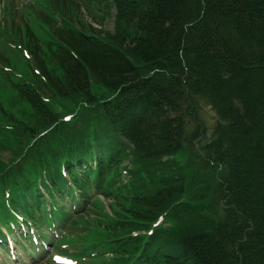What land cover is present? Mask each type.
Here are the masks:
<instances>
[{
	"label": "trees",
	"instance_id": "16d2710c",
	"mask_svg": "<svg viewBox=\"0 0 264 264\" xmlns=\"http://www.w3.org/2000/svg\"><path fill=\"white\" fill-rule=\"evenodd\" d=\"M37 1L45 41L20 39L15 2L0 20V207L41 225L45 191L92 264H264V0ZM79 5L97 25L114 9V30ZM95 191L110 212L66 208Z\"/></svg>",
	"mask_w": 264,
	"mask_h": 264
},
{
	"label": "rangeland",
	"instance_id": "374dc122",
	"mask_svg": "<svg viewBox=\"0 0 264 264\" xmlns=\"http://www.w3.org/2000/svg\"><path fill=\"white\" fill-rule=\"evenodd\" d=\"M49 1H52V0H49ZM14 2H15V5H16V7L14 9V12L21 10V4L24 2V0H14ZM6 4H7V0H0V17L1 18L4 16V8L6 7ZM79 7L81 8V17L87 23H91L92 25H94L96 27H98V25L102 26L103 28H105V30H111V31L114 30V23H115L114 14L116 13L114 9L111 11L113 13L111 16L107 15L104 19H99L101 24L97 25L95 22H93V20H92L93 16H92V14L89 13V11L87 9V6L79 5ZM11 11L12 10L9 9V20H8V23H11L10 22ZM38 13H39V11L37 9V15L33 12L30 16L29 15H21V14H17V15L14 16L16 25H13L12 23H11V25H12L13 29L15 31H17V33L19 34L20 39L26 40V36H31L32 34H35L36 36H38V38L42 42L47 39L48 35L46 33H44L43 31H41L40 28L36 29L35 25L33 24V22L36 21V19L38 17ZM20 30H22L23 33H19ZM21 42L26 46L25 41H21ZM43 53H44V56H45L46 60L49 63H53V61H52V59L50 57V53L47 52L46 50H44ZM23 68H24L25 72H27L25 67H23ZM19 81H21V80H19ZM36 82H37V84L39 86L41 81L38 80ZM43 89H44V87H43ZM92 92L93 93L95 92V87H93ZM210 111L212 113L211 108L208 105L204 104V103L199 108H194L192 106V109L190 110L192 116L195 114L194 116L196 117L197 121H200L199 119L202 120L203 127H205V129L203 130L204 136H206V133L211 134L210 126H214V124H215V122H214L215 118H213V120H212V116L210 114ZM188 124H189V128H188L187 132H188V134L190 136V133L192 131L191 118L190 119L188 118ZM206 127H209V128L207 129ZM203 139H205V138H203ZM203 139L202 138H197V140L195 142L202 141ZM196 145H198V144H196ZM1 153L3 154V156L6 159L10 158V151L3 150ZM191 161H193L194 163L197 162V158L195 157V155L192 156ZM126 163L128 164V162H126ZM180 163L183 164L185 166V168H187V172L189 174H192V175L198 177V175H199L198 168H197L196 172H194V170L189 166L188 158H184L183 155H181ZM202 182L204 184H202V187H201L202 188V197L201 198H202V202L204 204V209L206 210V214L208 216H211V212L215 210L217 212V216L218 217L224 216V214H225L224 210L217 206L218 195L217 194L214 195V190L213 191L210 190L211 193H212L211 201H212L213 204H211L210 201L207 199V196L209 194V187H207V186H209L211 184H209L206 180H203ZM98 200H100V201L104 200V201L107 202V200L103 199L102 197H98ZM88 205L90 206V203ZM75 206H76V201L72 202V207L74 208ZM107 210L111 211L110 208H108ZM90 214H91L92 221H94L95 220L94 210H92L90 212ZM87 223H91V221L89 219H87ZM59 226H60V224H59ZM28 228H32V226L30 225V223L28 224L26 221L22 222V226L17 227L16 232H17V234L20 235V240L17 239L16 235H12L13 239H12L11 242H12L13 245L18 244L19 247H18V249L16 251H14V249H11V248L9 249V251H6L7 248H6V245H5V248L2 249L3 250L2 251L3 255L0 254V264H18V263L19 264H62L63 261H65L66 264H70L66 260L65 254L72 253V252L64 250L61 253L58 250V248L55 249V253H54L55 259L54 260L52 258L45 257L44 254H43V250L36 251L34 256H30L29 252H27V248L25 247V245L27 243L24 242V240L21 237V236H23L25 234V232H26V230H28ZM60 228L62 229V227H60ZM54 236H56V234H54ZM3 247H4V245L2 246V248ZM51 249H52V247H51ZM12 252H14V255L18 256V258H19V260L17 259L16 262H14L13 259H12V256H11V255H13ZM34 260H36V261H34Z\"/></svg>",
	"mask_w": 264,
	"mask_h": 264
}]
</instances>
